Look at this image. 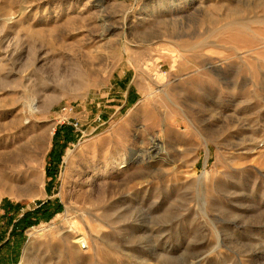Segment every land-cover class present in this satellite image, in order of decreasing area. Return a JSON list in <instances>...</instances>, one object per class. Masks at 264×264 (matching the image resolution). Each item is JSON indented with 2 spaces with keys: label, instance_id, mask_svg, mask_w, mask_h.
Wrapping results in <instances>:
<instances>
[{
  "label": "rangeland",
  "instance_id": "374dc122",
  "mask_svg": "<svg viewBox=\"0 0 264 264\" xmlns=\"http://www.w3.org/2000/svg\"><path fill=\"white\" fill-rule=\"evenodd\" d=\"M0 239L15 264H264V0H0Z\"/></svg>",
  "mask_w": 264,
  "mask_h": 264
},
{
  "label": "trees",
  "instance_id": "16d2710c",
  "mask_svg": "<svg viewBox=\"0 0 264 264\" xmlns=\"http://www.w3.org/2000/svg\"><path fill=\"white\" fill-rule=\"evenodd\" d=\"M74 140L72 128L69 126H63L59 128L54 136V146L51 150L49 157H50V166L52 168L48 169V175L51 176V171H56L57 165L61 159V153L62 149L70 142ZM50 171V173H49ZM43 206H40L39 208L34 209L31 212H27L25 215H23L17 222H14L12 224V229L10 230V234H14L16 232L22 234L24 230L32 225H36L41 219H48L52 214V212L46 208H42ZM60 210V207H57L56 212ZM2 240L0 239V256L7 257L9 259L10 264H15L18 260L19 254H18V247H12V242L10 239L6 240L5 242L1 243ZM4 247H7L12 252L11 256H9L10 253H2L1 250H4ZM4 254V255H3Z\"/></svg>",
  "mask_w": 264,
  "mask_h": 264
},
{
  "label": "bare ground",
  "instance_id": "6f19581e",
  "mask_svg": "<svg viewBox=\"0 0 264 264\" xmlns=\"http://www.w3.org/2000/svg\"><path fill=\"white\" fill-rule=\"evenodd\" d=\"M89 228V227H88ZM79 242H86V239L85 238H76L75 241L73 243H79ZM87 245V244H86Z\"/></svg>",
  "mask_w": 264,
  "mask_h": 264
},
{
  "label": "crops",
  "instance_id": "0c3cea01",
  "mask_svg": "<svg viewBox=\"0 0 264 264\" xmlns=\"http://www.w3.org/2000/svg\"><path fill=\"white\" fill-rule=\"evenodd\" d=\"M16 233H17V232H16ZM16 233H15V234H16Z\"/></svg>",
  "mask_w": 264,
  "mask_h": 264
}]
</instances>
